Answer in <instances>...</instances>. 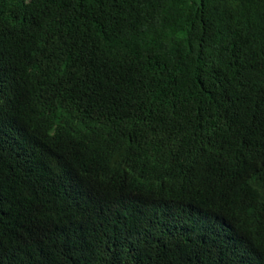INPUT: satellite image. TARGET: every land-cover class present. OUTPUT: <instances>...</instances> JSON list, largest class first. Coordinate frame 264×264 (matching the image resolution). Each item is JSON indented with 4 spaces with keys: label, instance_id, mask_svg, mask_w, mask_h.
I'll list each match as a JSON object with an SVG mask.
<instances>
[{
    "label": "trees",
    "instance_id": "1",
    "mask_svg": "<svg viewBox=\"0 0 264 264\" xmlns=\"http://www.w3.org/2000/svg\"><path fill=\"white\" fill-rule=\"evenodd\" d=\"M236 150L264 167V0H0V264H264V186L214 194ZM131 156L198 162L194 228L110 189Z\"/></svg>",
    "mask_w": 264,
    "mask_h": 264
},
{
    "label": "clouds",
    "instance_id": "2",
    "mask_svg": "<svg viewBox=\"0 0 264 264\" xmlns=\"http://www.w3.org/2000/svg\"><path fill=\"white\" fill-rule=\"evenodd\" d=\"M221 124H224L225 119H220ZM89 123H86L84 129H87ZM39 128L42 131L50 128L47 121H40ZM37 130V129H36ZM83 130L78 132V139L85 143L86 139L83 138ZM237 155L243 166L247 169L246 175L234 174L231 171L220 170L223 183L216 194L218 197H223L231 192H235L240 195L252 194L249 189L247 180L250 176H253L258 184L264 186V167L262 169H254L246 166L245 162H253L251 157L238 150ZM223 151L216 153L213 159L218 164ZM133 160L127 162H114L108 169L104 182H106L110 189H114L120 192L130 193L142 198L156 197L162 200L165 218H171L175 226L180 230L183 227L194 228L196 219L194 213H185L188 210H193L201 205L205 200V190L200 185L199 179L194 180L196 171L194 165H199L194 161L191 164H177L175 161H171L170 169H165L160 166H152L145 168L142 161L136 156H131ZM210 176V170L202 178L205 180ZM186 183H193V186L186 190L180 191L177 189L170 190L162 195H158L157 192L164 186H183ZM211 197V196H210ZM210 197L208 200H210ZM264 249V248H263ZM129 259L123 258V262L127 263Z\"/></svg>",
    "mask_w": 264,
    "mask_h": 264
}]
</instances>
